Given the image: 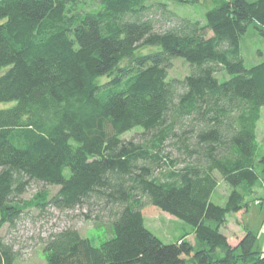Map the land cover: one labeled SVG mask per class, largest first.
Returning a JSON list of instances; mask_svg holds the SVG:
<instances>
[{"label":"trees","instance_id":"16d2710c","mask_svg":"<svg viewBox=\"0 0 264 264\" xmlns=\"http://www.w3.org/2000/svg\"><path fill=\"white\" fill-rule=\"evenodd\" d=\"M146 1L0 0V230L33 207H83L104 237L62 228L44 240L48 264H264L256 231L236 245L222 231L264 191V60L241 55L250 25L264 34V0H218L204 19ZM174 58L183 79L169 75ZM167 146L185 164L165 178ZM33 181L60 187L23 200ZM148 204L191 225L195 243H165ZM18 259L0 235V264Z\"/></svg>","mask_w":264,"mask_h":264},{"label":"rangeland","instance_id":"374dc122","mask_svg":"<svg viewBox=\"0 0 264 264\" xmlns=\"http://www.w3.org/2000/svg\"><path fill=\"white\" fill-rule=\"evenodd\" d=\"M90 2L92 0H89ZM165 3L169 10L176 12L180 16H185L192 19H204L205 13L210 8L214 7L218 0H199L195 3H182L177 0H147L146 3ZM93 6V4H91ZM156 17L155 13H152ZM160 17V15H157ZM157 23V30L163 31L167 29L172 23L164 18H159ZM241 55L244 58L246 67H251L264 60V34L256 27L250 25L246 34L241 38ZM190 73V67L186 61L180 58L172 60L169 69V75L183 79ZM221 80L228 79L230 75L223 71L217 75ZM140 132V129L134 128L123 135L126 139H131ZM257 134L259 142L264 149V109L261 111V118L257 126ZM171 153L162 167L156 172L161 177L168 178L169 173L173 170H179L184 167L183 161H174L177 155L169 146L165 148V154ZM218 176V188L215 192V202L223 204L231 192V187ZM60 186L54 184H44L43 182L33 181L28 190L20 197L23 200H29L37 192L41 190H48L50 194H54ZM264 191L259 192L256 196H249L247 200L250 201V211L248 212L251 225L256 226L258 232V239L256 247L264 250V210L259 214V219L255 217L252 210L260 208L254 205L255 199H262ZM248 205V206H249ZM262 209V208H261ZM264 209V208H263ZM87 209L83 207H76L74 209H59L54 207L39 208L33 207L27 209L22 213L21 217L14 225L6 224L1 230V237L9 243L15 245V249L19 252V264H48L46 256L43 251L44 240L52 233L61 230L62 228L73 226L77 228L84 236H89L93 239L95 244L100 243V239L104 236L102 230L95 227L94 219L87 218L85 213ZM93 214V213H92ZM146 226L158 235L165 243L176 242L183 235H187V239L195 243V234L191 225L185 221L163 211L159 207L148 204L143 208ZM94 216V215H93ZM229 221L222 231L227 234L231 244H238L241 233L246 231L245 219L239 215H231Z\"/></svg>","mask_w":264,"mask_h":264},{"label":"crops","instance_id":"0c3cea01","mask_svg":"<svg viewBox=\"0 0 264 264\" xmlns=\"http://www.w3.org/2000/svg\"><path fill=\"white\" fill-rule=\"evenodd\" d=\"M251 207L250 205L247 207V209L241 210L233 215H239V217H243V219H245V225H246V229H252L254 231H256V226L255 225H251L249 221H251L250 219H252V217L250 216V218L248 219V212L250 211ZM263 208H255L254 210H252V212L254 213L255 217H257L259 219V214L263 212ZM232 215V216H233ZM257 232V231H256ZM245 233V231H244ZM244 233H241L240 238L243 237ZM258 233V232H257ZM240 241V240H239Z\"/></svg>","mask_w":264,"mask_h":264},{"label":"built area","instance_id":"2783aa9c","mask_svg":"<svg viewBox=\"0 0 264 264\" xmlns=\"http://www.w3.org/2000/svg\"><path fill=\"white\" fill-rule=\"evenodd\" d=\"M255 204H256V205H263V207H264V200L262 201L261 199H257V200L255 201Z\"/></svg>","mask_w":264,"mask_h":264}]
</instances>
